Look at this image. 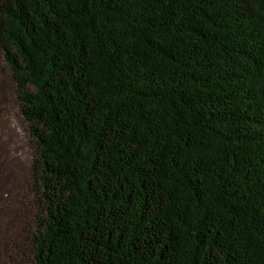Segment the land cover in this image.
I'll return each instance as SVG.
<instances>
[{
    "label": "trees",
    "instance_id": "trees-1",
    "mask_svg": "<svg viewBox=\"0 0 264 264\" xmlns=\"http://www.w3.org/2000/svg\"><path fill=\"white\" fill-rule=\"evenodd\" d=\"M0 76L35 264H264V0H0Z\"/></svg>",
    "mask_w": 264,
    "mask_h": 264
},
{
    "label": "rangeland",
    "instance_id": "rangeland-1",
    "mask_svg": "<svg viewBox=\"0 0 264 264\" xmlns=\"http://www.w3.org/2000/svg\"><path fill=\"white\" fill-rule=\"evenodd\" d=\"M7 86L0 76V264H35L31 151Z\"/></svg>",
    "mask_w": 264,
    "mask_h": 264
}]
</instances>
